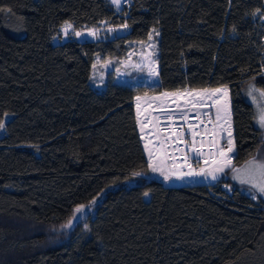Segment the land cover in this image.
<instances>
[{
  "label": "trees",
  "instance_id": "1",
  "mask_svg": "<svg viewBox=\"0 0 264 264\" xmlns=\"http://www.w3.org/2000/svg\"><path fill=\"white\" fill-rule=\"evenodd\" d=\"M262 2L0 0V264H264V198L230 173L264 154L244 96L264 88ZM103 21L128 31L53 42ZM153 32L158 82L92 85L95 57L122 59ZM186 87L230 94L235 149L215 182L175 185L143 148L136 97Z\"/></svg>",
  "mask_w": 264,
  "mask_h": 264
},
{
  "label": "rangeland",
  "instance_id": "2",
  "mask_svg": "<svg viewBox=\"0 0 264 264\" xmlns=\"http://www.w3.org/2000/svg\"><path fill=\"white\" fill-rule=\"evenodd\" d=\"M118 12H121L123 6L127 4L130 0H120L119 5L112 3V0H108ZM66 24L71 25V27L68 28L67 35L64 32V28ZM62 26L59 36H55L53 38L54 43H62L69 38L76 39L79 41L84 40H100V39H109L116 36L123 35L127 33V28H122L121 25H110L108 22L103 21L99 23L97 26H86L83 25L78 28H74L73 24L66 23ZM124 25V24H123ZM96 30L97 35L92 36L89 35L90 30ZM110 29H115V31H110ZM76 32H81L83 35L76 36ZM157 32H153L151 36V39H147L144 42H137L132 43L131 48L129 49V53L126 57L122 59H102L100 57H95L94 64L95 67L92 68L91 73V83L95 88L101 89L104 87L107 79L111 78L116 82L126 83L129 85H135L138 83H143L147 85H152L158 82V59H157V40H156ZM152 69L155 70L156 75L152 74ZM214 90V89H226L228 96L227 100L229 102L230 106V112H231V98L229 91L226 87H217V88H203V89H192L189 87L175 90V91H163L161 93L152 94V95H145V96H138L140 98L139 101H137V97L134 100L135 104V110H136V117H137V128L139 131V134L142 138V144L143 148L147 157V161L149 163L150 157H149V151L144 147L145 143H148L149 141V149L153 152V158L155 157H162V160H157L156 162L161 163L162 166L165 168L166 171H174L176 170L173 168V165L178 166L179 170L187 172L189 169L187 167V164L185 162V154L188 155V162L192 164V166H201L202 168L207 169L209 172L213 168V160L218 159L217 156L212 155L208 160L204 159V156L201 154L199 157H196L194 153L192 152L191 144L189 143L187 146L185 145V141L190 142L192 140L191 131L188 130L186 124L184 127V138L180 141L175 140L173 133L171 132L169 128L170 121L161 114L162 109H173L175 110L177 107V103H179L180 109H185V100H188L189 97L186 95V93H202L203 90ZM164 93L172 94L168 97H164ZM264 88L253 84H249L248 87L245 89L244 96L245 98L253 105L255 112H256V125L259 128L263 129L264 127H261L259 121L261 110L264 109ZM176 94H185L177 96ZM137 103H139L140 108L139 112L137 110ZM223 103V101H221ZM211 111H213V107H210ZM189 116L191 117L187 123H191L194 125L196 129L195 132L198 133L196 136V147L200 149V141H201V134L199 132V125H201V121H205L206 119L209 120L207 116L199 115L197 116V113L194 109L191 108V106H188ZM208 112L209 107H204L200 109V112ZM210 111V113H211ZM139 116V120H138ZM9 118V116H6L4 119L5 121ZM176 123L177 124H184L185 122L179 119V114L176 113L175 116ZM143 122L145 127L144 131L141 134L140 132V122ZM159 121V122H157ZM232 125V124H231ZM218 128H219V134H220V146H224L227 143V135L228 131L230 130L233 137V130L232 127L229 129L228 124L225 123L224 120V113L221 112V120L218 122ZM4 130H0V135L3 133ZM180 129H177V132H179ZM166 137H172V139L164 140ZM161 142L164 143V147H161ZM180 149H183L184 151H180ZM159 150V151H158ZM201 150V149H200ZM215 148L213 149V151ZM166 153V154H165ZM232 156V154H231ZM207 162V163H205ZM253 162L255 164H264V154L259 153L257 156L250 158L240 166H236L233 169H239L240 175L246 176L249 173L251 174L252 178L255 181H259V173L254 168ZM207 166V167H205ZM230 171L231 178L236 180L238 183L242 184L239 179H235L234 176L236 175L234 171ZM218 178L221 176H225V173H219L217 174ZM204 179L208 182H215L216 180H212L210 176H203ZM189 181H197V178L195 176L191 177H184L183 179H179V181L175 182V185H182L185 182ZM249 193L247 194L253 199H256L257 195H260L264 198V194L258 193L254 188L252 184L243 183ZM255 197V198H254ZM85 207L84 209L79 212L75 213V215L71 218V220L67 223L68 227H72L77 220L81 219L85 213L91 209L90 204H83ZM79 207V206H78ZM70 224V226H69Z\"/></svg>",
  "mask_w": 264,
  "mask_h": 264
},
{
  "label": "snow or ice",
  "instance_id": "3",
  "mask_svg": "<svg viewBox=\"0 0 264 264\" xmlns=\"http://www.w3.org/2000/svg\"><path fill=\"white\" fill-rule=\"evenodd\" d=\"M112 3L116 4L118 6L120 3V0H112ZM260 11H261L260 9H257V12H260ZM69 27H71V25L66 24V26L64 28V32L66 35H67ZM121 27L127 28L128 25L124 24V25H121ZM110 31H115V29H110ZM75 35L81 36V35H83V33L76 32ZM89 35L96 36L97 31L94 29L90 30ZM149 39H151V36L149 37ZM93 67H95V65H93ZM152 74L156 75V72L154 69H152ZM163 95H164V97H168L172 94L164 93ZM176 95L180 96V95H185V94H176ZM186 95L189 97V99L185 100V105H186L185 109H180L179 103H177V107L175 110L170 109V108L162 109L161 114L164 115L165 117H167V119L170 121L169 128H170L171 132L173 133L175 140H177V141H180L183 139V136L185 134L184 133V127L186 124L188 130L191 131L192 140L190 142L185 141V145L187 146L190 143L191 147H192V152L194 153V155L196 157H199L202 153H201V150L196 147V143H197L196 136L198 135V133L195 132V130H194L195 126L194 125H192L191 123H187V121L191 118L189 116L188 106H191V108L196 111L197 116H199L201 114L204 116H207L209 118L210 122H211V113L210 112L201 113L200 112L201 108L215 107V109H216L215 119L217 122H219L221 120V112L223 111L225 123L228 124V127L230 129L231 128V112H230L229 102L227 100L228 93H227L226 89H214L211 91L205 89V90H203L202 93H191L190 92V93H186ZM262 95H264V93H262ZM139 100H140V98L137 97V101H139ZM221 101H223V103H221ZM139 108H140V105H139V103H137L138 112H139ZM176 113L179 114V119L185 122L184 124H177L176 123V119H175ZM138 120H139V116H138ZM157 122H159V121H157ZM258 122L260 123L261 127H264V109L261 110V115H260ZM201 123H203V121H201ZM144 127H145V125L141 121L140 122L141 134L144 131ZM4 128H5L4 122L0 121V130H4ZM178 128L180 129L179 132H177ZM166 139H172V137H166ZM149 143H151V142L149 141L148 143H145V145H144V147L146 149H148V151H149V157H150L149 167L151 168L152 172H159L161 175L164 176V179H166V180L172 179L173 177H176L178 179H183L186 176H188V177H191V176H210L212 180H216L218 178L217 174L225 173V170L231 166V154L233 153V151L235 149V144H234V140L232 137V133L229 130L228 135H227L226 145L220 146L219 141H215V140L213 141V143L217 147V152L214 153L213 155L217 156L218 159L212 161L213 168L210 172L205 168H201L199 172L194 171L192 168V164L190 162H188V155L187 154H185V157H184L185 162L187 164V167L189 169L187 172L179 170V167L175 166V165H173V168H175L176 170L166 171L161 163L156 162L157 160H162V157L153 158V152L151 149H149ZM200 143H203V140H201ZM161 147L162 148L164 147L163 142H161ZM180 151H184V150L180 149ZM205 163H207V162H205ZM253 166L259 173V177H260L259 181H255L252 178L250 173L246 176L240 175L239 169H233L234 173L236 174L234 176V178L239 179L242 184L243 183L252 184L253 188L258 193L264 194V164H255V162H253ZM134 175L140 176V175H142V173H134ZM94 202L95 201H93V203ZM84 207H85L84 205H80L79 207H77L75 209V211L77 213H79L84 209ZM69 226H70V224H69Z\"/></svg>",
  "mask_w": 264,
  "mask_h": 264
},
{
  "label": "built area",
  "instance_id": "4",
  "mask_svg": "<svg viewBox=\"0 0 264 264\" xmlns=\"http://www.w3.org/2000/svg\"><path fill=\"white\" fill-rule=\"evenodd\" d=\"M257 15H258L259 23L261 24L260 25V30H261L260 41L263 47V50L261 51V55L264 58V0L262 2V9L260 12H258ZM263 74H264V67H263ZM213 109L214 110L211 111V108H209V111H208V112L211 111V122L208 119H206L201 125H199V132L201 134V140H203V143H200V146H201L200 149H201V153L204 156L205 160H208L214 153L217 152V147L213 143V141L220 140L218 122L215 119L216 109L215 107H213ZM203 113H205V111ZM219 145H220V142H219ZM214 148L215 150L213 151ZM192 168L194 171L199 172L202 167L196 165V166H192ZM195 177L197 178V182L204 183V184L208 183V181H206L203 176H195ZM222 188L228 194L231 192V187L228 184H223ZM211 194L213 193L211 192Z\"/></svg>",
  "mask_w": 264,
  "mask_h": 264
},
{
  "label": "bare ground",
  "instance_id": "5",
  "mask_svg": "<svg viewBox=\"0 0 264 264\" xmlns=\"http://www.w3.org/2000/svg\"><path fill=\"white\" fill-rule=\"evenodd\" d=\"M164 137H165V135L163 136V139H164V140H168V139H166V138H164Z\"/></svg>",
  "mask_w": 264,
  "mask_h": 264
},
{
  "label": "crops",
  "instance_id": "6",
  "mask_svg": "<svg viewBox=\"0 0 264 264\" xmlns=\"http://www.w3.org/2000/svg\"><path fill=\"white\" fill-rule=\"evenodd\" d=\"M231 124H232V121H231ZM231 127H232V125H231ZM236 181V180H235ZM211 182V181H210ZM237 182V181H236Z\"/></svg>",
  "mask_w": 264,
  "mask_h": 264
}]
</instances>
